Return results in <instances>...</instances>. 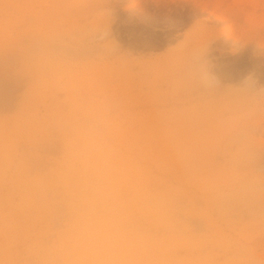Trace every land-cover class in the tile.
<instances>
[{"label":"rangeland","instance_id":"1","mask_svg":"<svg viewBox=\"0 0 264 264\" xmlns=\"http://www.w3.org/2000/svg\"><path fill=\"white\" fill-rule=\"evenodd\" d=\"M64 1L53 18L59 31L37 34L27 23L0 47V130L13 133L22 117L41 123L23 122L33 139L5 140L14 155L0 174V210L6 222L23 215L15 237L24 229L29 242L10 246L0 233V264H264V0ZM37 65L45 81L53 78L38 91ZM120 131L156 136L155 160H169L150 189L178 196V214L170 227L149 217L111 231L107 242L98 237L90 247L106 250L102 257L72 255L57 243L69 224L54 196L63 145L95 133L119 150ZM121 151L147 165L142 154ZM21 157L32 178L54 180L39 191L53 207L34 228L35 213L18 207L17 190L27 188L13 192Z\"/></svg>","mask_w":264,"mask_h":264},{"label":"bare ground","instance_id":"2","mask_svg":"<svg viewBox=\"0 0 264 264\" xmlns=\"http://www.w3.org/2000/svg\"><path fill=\"white\" fill-rule=\"evenodd\" d=\"M74 3H76L75 0H74ZM84 3H86V1ZM65 4H67V2L64 0L63 1L62 0H0V47H2L5 44H9L11 41H13L14 35L18 33V28L27 23L30 24L31 32L32 31L34 32V30L40 29V31L42 30L45 33L47 32L48 34L50 30L52 31L55 30L59 26L58 23H56V21L60 20V19L59 20L55 19L56 21H54L53 18L55 17V10L59 6L64 8ZM66 13H63V14H66ZM8 17L9 18L13 17V19L10 18L11 20H8L9 19ZM20 29L21 28H19V30ZM27 32H29V30H27ZM35 32L37 33V31ZM44 32L42 34H44ZM45 36H49V35H45ZM15 38H16V35H15ZM34 71L35 72L37 71L38 73L37 80H39V82L34 88L37 91L40 88L45 87L46 85L50 86L51 82L53 83L52 77L50 78V81L49 79L45 81L46 79L45 72L42 71L38 65H37V70H34ZM49 71H51L52 75H56L55 71H58V70L49 69ZM18 113L21 114V112H18ZM31 115L33 116V114H30V116ZM26 117H25V120L27 119ZM22 118L20 119L18 118L21 121V124L18 123L20 122L18 120V122L15 121L16 123H18L16 126L15 124L12 125V126H15V131L13 133H12L13 130L11 129H14V128L12 127H9L8 129V131L11 130L9 134L4 131L5 128L2 129L3 131L0 130V174L2 173V170L6 166V164L9 166L12 165L11 163H9L10 161L9 159L12 157V154H13V151H12L13 144L11 146L9 145L10 144L9 143L8 144L9 146H8L6 145L7 144L6 142L8 141L5 142V140L7 139L9 140V138H14L17 134H19V137H21L22 136L21 134L23 133L24 135L25 134L30 135V137L32 138L34 137L35 133H37L36 131H33V129L30 131V128L28 127L31 123L27 125L28 122L22 121L24 120V118L23 119ZM23 122H25L26 126H28L25 128L26 129L28 128L29 130H26V129L24 130V127L22 125ZM37 122L36 123L34 122V124L33 125L31 124L30 126L31 127L34 126L35 124H37ZM19 124L20 126H22L23 129L22 128L21 130L19 129L20 128L18 126ZM43 124L44 123H42V126ZM17 126L19 127L17 128L19 129V131L16 129ZM35 126L38 127L37 125ZM34 130H35V127H34ZM37 131L40 133V135H42L41 133L43 132V129H42V132H40L41 129L40 131L39 130ZM113 135L115 136L116 140H118L120 144L119 150H114L110 148L95 133L94 134H91V133L74 134L72 138L68 141V143H65L66 146H64L65 144L63 145V147H65L64 154L66 153L67 158L65 159L64 164L59 167L60 169L55 172V175L57 177L56 184L58 186L59 185L61 186L59 187L61 188V192L54 196H57L56 203L59 204L63 209H65L67 213H69L68 214L69 224L67 225L66 230H65L66 225L64 226L65 231L59 234L57 238L58 239L57 243L59 245V248H62V247L67 248L66 251L72 255L79 256L81 254L79 252L82 250V253L83 252L89 253L87 254V256L92 255V254H98V257L100 256L102 257L104 256V254H102L103 253L102 251H104L105 253H108L106 252V250H104L103 248H101L102 251L96 250L97 248L93 250L90 247L91 245H93L92 244L93 242L95 241L98 242L96 240L98 237L99 238L102 237L106 239L105 236L112 235V232L119 231V229H125L126 227L130 226V224H136V223L139 224L140 222H142L143 218L147 219L149 217L154 218L160 226L168 224L167 227L168 226L170 227L171 223L173 222L172 218L174 217L175 214L176 215L178 214V212L177 213L175 212L177 207L174 204L175 201H178V198H177L178 196L171 193L170 191L161 190L159 186L156 188L155 191L150 189V187L156 186V185L151 184V180H157L156 174H159L162 171V169L168 166L167 162L169 160L167 156H165L167 160H163L162 157L161 158L159 157L158 161L155 160V156L153 155V150L152 148L151 149L149 148V141L151 140L154 134L153 135L151 134L150 136V134H142L139 132L120 131V132L113 133ZM155 137L156 136L154 135L153 138ZM160 137L164 138L163 136H160ZM31 138L30 140L33 139ZM63 139H66V138H63ZM11 140H12V143L15 141L13 139ZM122 148H124L126 151H129L133 155L142 154L143 156H145L144 158H145V161L147 162V165H144L142 168H138L137 162L139 161L136 162V160L131 159V157H129L128 154H126L125 152H122L123 150L121 151ZM68 162L69 164H67ZM154 168H155V171H154ZM13 169L14 171L12 170V182L14 183V186H15L14 188L15 190H13V192L14 191L16 192V190L21 187L29 189V191L25 189L28 192H26L22 188L19 189V191L17 190V195H18L17 197L20 198V200L18 198L16 199L20 201L18 205L19 209L23 210V212H20V213L23 214L24 209H29L30 212L35 213L34 215L35 217L32 218V226L34 228L37 224L40 225L42 223V220H40L44 218L42 217V214L44 216V212L45 214L48 213L50 209L53 207V206H50V203H48L49 199H47V202H46L45 195L44 196L40 195L39 191L53 184L54 180L48 184L47 181H45L40 176H35L34 178H32L31 175L33 174V172L31 174L29 173L28 165L24 162V160L22 162L21 160H19V164H17L16 166L14 165ZM32 171L34 170L32 169ZM13 192L10 194V196L13 194ZM10 198L14 199L15 197L12 196ZM10 201L12 202V200ZM3 205L0 203L1 207H3ZM7 209L5 211H7ZM13 209L14 208H11L10 210L12 211ZM53 210L57 211L56 208ZM10 212H9V215H10ZM17 212H19V210ZM27 212L28 210H25V213ZM2 213L3 211L1 212V215H0V231H1L0 233L6 239L7 244H9L10 246L13 244L17 245L18 239L20 237L19 236H18L19 238L15 237L17 236L16 234H18L15 232L17 231L16 229L18 225L23 224L19 222L20 219L23 218V215L22 217L20 216V219H18V221L16 220L18 218L17 217V218H13V220L10 222H6L5 216H4L6 212L4 215H2ZM17 214L18 213H16V216ZM11 215H13V213H11ZM28 216L31 217V213L30 215H28L27 213L26 217ZM49 218H52V217H49ZM28 219L29 218L24 219V221H26L25 225L30 224L31 220L27 221ZM21 221L23 222V220ZM12 222H13V226H12ZM43 222H45V219ZM42 227L39 226L38 228H42ZM21 229L19 228L18 231H20ZM27 230H30V228H28ZM22 231H21L22 233L19 232L21 233V235L20 234L19 235L22 237V239L21 238L20 239L27 242L28 241L27 238H29V235L27 233L28 231L26 232L24 231V229ZM33 233L34 232H32L31 234ZM40 233L44 236L43 234L44 232L42 233L40 231ZM40 233H38V236H40ZM91 233L93 234V236L90 239L89 237L91 236L90 235ZM31 238H34V236ZM41 238L42 237H40L39 239ZM39 239H36L35 241L33 240L35 242L34 244L38 245ZM31 241L32 239L30 240V242ZM105 241L107 242L109 241V239L108 240L106 239ZM105 241H102V242L104 243ZM108 243L101 244L100 242L101 245H108ZM58 245H55V246H58ZM97 246H99V244H97ZM76 248H78V252L76 251L77 250ZM35 252H33V254H35ZM84 254L85 253H83L82 255ZM83 257H86V255Z\"/></svg>","mask_w":264,"mask_h":264}]
</instances>
